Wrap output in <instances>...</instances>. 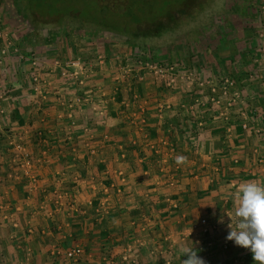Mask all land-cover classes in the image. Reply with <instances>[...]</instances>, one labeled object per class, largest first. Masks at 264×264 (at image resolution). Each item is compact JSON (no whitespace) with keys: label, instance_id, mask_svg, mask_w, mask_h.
Masks as SVG:
<instances>
[{"label":"crops","instance_id":"obj_1","mask_svg":"<svg viewBox=\"0 0 264 264\" xmlns=\"http://www.w3.org/2000/svg\"><path fill=\"white\" fill-rule=\"evenodd\" d=\"M253 2L250 32L237 21L208 63L184 64L203 81H233L231 107L196 83L122 79L138 53L118 33L20 49L0 31V264H182L194 247L206 264H255L226 239L240 185H264V0ZM55 61L86 64L85 86ZM205 219L219 229L212 242ZM77 246L85 254L66 259Z\"/></svg>","mask_w":264,"mask_h":264},{"label":"rangeland","instance_id":"obj_2","mask_svg":"<svg viewBox=\"0 0 264 264\" xmlns=\"http://www.w3.org/2000/svg\"><path fill=\"white\" fill-rule=\"evenodd\" d=\"M1 8L0 31L13 36L16 48L41 46L47 37L61 36L80 38L84 45L97 29L117 33L113 29L128 32L118 34L132 37L138 55L183 65L208 63L218 35L233 36L237 21L250 32L248 14L256 13L253 0H131L122 12L98 0H0ZM259 15L263 21L264 14ZM10 38L1 39L4 47L10 48Z\"/></svg>","mask_w":264,"mask_h":264},{"label":"built area","instance_id":"obj_3","mask_svg":"<svg viewBox=\"0 0 264 264\" xmlns=\"http://www.w3.org/2000/svg\"><path fill=\"white\" fill-rule=\"evenodd\" d=\"M5 54V51L2 52ZM85 65L83 62H63V61H55L54 66L60 70V74L62 77L78 82L80 86H85L87 82L86 73H85ZM137 71L138 79L144 80L146 74H153L155 79L163 81L169 89L179 88L180 85H185L186 87L192 86L194 83L198 84V86L202 89L208 87L213 96L212 102L215 104L220 103L221 98L228 99V106L231 107L235 102L234 97H229L234 83L233 81H229L227 79H222L217 83L208 82L201 80L197 70L192 69L190 66L177 64V63H168L161 64L155 62L150 55L141 54L137 55L136 59H133L127 62L124 72L122 74V79H128V75ZM38 81V78H35ZM220 91V92H219ZM218 92L220 94H218ZM15 151L19 154L20 160L22 162V167H24L25 172H28V169L31 167L30 157L27 155L26 147L20 143H13ZM203 234L208 237L206 238L209 241H214L216 236L219 233L218 226L211 225L206 219L202 221ZM56 255H62L61 251L57 250ZM85 251L83 248L77 246L70 251L64 253L66 259L77 262L83 255Z\"/></svg>","mask_w":264,"mask_h":264},{"label":"clouds","instance_id":"obj_4","mask_svg":"<svg viewBox=\"0 0 264 264\" xmlns=\"http://www.w3.org/2000/svg\"><path fill=\"white\" fill-rule=\"evenodd\" d=\"M178 157L177 162L183 161ZM235 215L238 218L236 226L229 215L228 234L226 239L238 247L250 250L255 264H264V185L257 182H246L238 188L235 194ZM223 223V216L220 219ZM182 264H206L196 247L184 249Z\"/></svg>","mask_w":264,"mask_h":264},{"label":"water","instance_id":"obj_5","mask_svg":"<svg viewBox=\"0 0 264 264\" xmlns=\"http://www.w3.org/2000/svg\"><path fill=\"white\" fill-rule=\"evenodd\" d=\"M130 1L131 0H98L100 4L106 5L118 12L125 10Z\"/></svg>","mask_w":264,"mask_h":264},{"label":"trees","instance_id":"obj_6","mask_svg":"<svg viewBox=\"0 0 264 264\" xmlns=\"http://www.w3.org/2000/svg\"><path fill=\"white\" fill-rule=\"evenodd\" d=\"M25 1H26V0H25ZM16 2H17V0H16ZM171 4H172V2H171ZM171 4L168 5V9L170 8ZM172 5H173V4H172ZM168 9H166V10H168ZM111 30H112V31H115V32H117V33H120V34L128 35V34H127L128 32H126V31L119 32V31H117V30H113V29H111ZM131 38H132V37H131ZM134 38H137L136 35H135ZM160 63H161V64H168V63H162V62H160Z\"/></svg>","mask_w":264,"mask_h":264}]
</instances>
